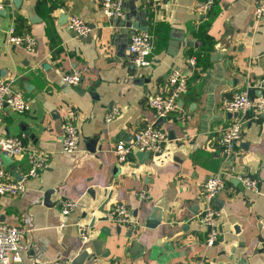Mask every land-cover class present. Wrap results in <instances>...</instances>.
Returning a JSON list of instances; mask_svg holds the SVG:
<instances>
[{"label": "crops", "instance_id": "0c3cea01", "mask_svg": "<svg viewBox=\"0 0 264 264\" xmlns=\"http://www.w3.org/2000/svg\"><path fill=\"white\" fill-rule=\"evenodd\" d=\"M121 1L123 12L113 17L103 13L101 0H20L17 5L12 0L0 10V76L12 78L13 87L31 102L26 112L0 110V131L22 135L25 146L11 157L12 165L3 161L9 176L16 178L15 166L22 178L30 153L46 160L38 175L25 179L23 192L0 196V221L26 228L19 243L24 264L71 261L81 249L93 252L94 247L99 254L83 264H194L197 258L208 264H264V113L249 111L230 156L217 142L231 117L222 106L224 97L242 88L253 97L264 95L259 86L264 21L254 16L255 0H216L206 14L195 10L196 0ZM71 14L86 22L87 34L68 27ZM18 18V30L37 38L34 51L6 41L8 26ZM144 21L154 48L150 64L136 67L128 49L129 25ZM191 56L194 66L187 61ZM73 68L84 69L77 85L62 78ZM174 68L186 72L187 90L160 119L148 98L166 89ZM113 106L119 113L106 121L104 112ZM68 116L80 132L72 152L62 150ZM148 124L167 132L164 149L118 161L115 142ZM220 170L226 183L215 202L219 235L206 244L208 227L196 214L204 208L203 183ZM235 172L255 177L258 187H243ZM143 184L149 196L139 199ZM59 196L77 200L78 206L64 216L55 205ZM117 201L126 202L133 223L102 219ZM151 215L160 221L146 225ZM77 222L91 225L85 242Z\"/></svg>", "mask_w": 264, "mask_h": 264}, {"label": "built area", "instance_id": "2783aa9c", "mask_svg": "<svg viewBox=\"0 0 264 264\" xmlns=\"http://www.w3.org/2000/svg\"><path fill=\"white\" fill-rule=\"evenodd\" d=\"M153 3L161 0H152ZM216 0H196L194 8L198 13L206 14L210 11ZM254 16L259 21H264V0H255ZM12 6V0H0V10ZM102 11L106 16H120L122 14L121 0H101ZM68 27L78 35L87 34L89 27L78 15L71 14L67 19ZM6 41L13 45L22 46L28 51H34L37 47V38L26 30H17L15 20L8 26L5 34ZM154 48V36L147 30H140L130 36L128 49L132 55V62L136 67L147 66L151 62V53ZM261 55L264 57V50ZM191 66L196 61L193 56L187 59ZM83 68H73L63 74V81L67 84L77 85L80 83ZM188 78L180 69H172L167 78L166 89L162 92L153 93L148 98V105L157 117H165L178 105L180 96L187 90ZM264 89V78L259 84ZM8 106L17 112H26L31 109V102L23 94L13 87L12 78L0 76V110ZM222 106L231 115L229 122L222 128L217 142L224 156H230L234 152L236 142L240 139L242 128L247 120L249 111L264 113V95L253 97L248 88H242L224 97ZM119 113V108L113 106L104 112V119L110 121ZM235 113V115H233ZM185 115V116H184ZM184 113L182 118L187 117ZM181 118V119H182ZM167 132L158 125L148 124L136 130L130 139H118L114 144V153L118 161H124L130 154L136 151L148 153H160L167 141ZM80 142V132L75 122L68 116L63 123L62 150L72 152L76 150ZM25 151L22 135L4 134L0 131V154L5 153L10 157H18ZM46 165L44 154L37 151L30 153L29 166L22 178L16 179L8 175L5 163L0 156V196L16 195L26 189L25 179L38 175L39 171ZM230 169H234L230 166ZM223 170L212 173L203 183L202 197L204 208L196 214V219L206 225L208 230L205 243L212 244L216 241L219 230L216 218L220 215V208L213 199L224 189L226 178ZM238 182L247 189H256L258 180L242 172H235ZM149 196L148 186L143 184L137 191L139 199ZM55 205L64 216L70 214L77 206L78 201L67 196H59ZM104 220L115 221L123 224H131L132 218L129 208L124 201H117L104 211ZM75 227L82 241H87L90 235L91 225L89 223L77 222ZM26 228L22 225L9 224L0 221V264H24L20 252L19 243ZM48 264H71L70 260L56 259ZM194 264H208L202 258H197Z\"/></svg>", "mask_w": 264, "mask_h": 264}, {"label": "water", "instance_id": "95a60500", "mask_svg": "<svg viewBox=\"0 0 264 264\" xmlns=\"http://www.w3.org/2000/svg\"><path fill=\"white\" fill-rule=\"evenodd\" d=\"M13 1L17 5L20 0H13ZM2 10L6 11L5 8L2 9ZM129 26H130V30L132 31L131 34H134L135 32H137L138 29L147 30V22L146 21H144L143 25H141V26H138L137 22H132ZM211 56H212L211 57L212 59L215 58L214 57L215 55L213 53H211ZM217 58H220V54L219 53L217 54ZM182 73L185 74L186 72H182ZM229 115H232V114L229 113ZM233 115H235V113H233ZM162 118L163 117H161L160 119H162ZM136 153H140L141 155H147L148 154V152H146V151H136ZM0 156L3 158V160H5L6 163H11L12 162V158L10 156H8L7 154L1 153ZM11 165H12V163H11ZM11 167H12V171H13L15 177L17 179H20L21 176L18 173L16 167L15 166H11ZM89 191L92 192V188H90ZM49 192L50 191H47L45 193V201H47V202H48V199H49ZM213 201L216 202V197L213 199ZM105 202L106 201H104V203ZM159 221H160V217L159 216L156 217L155 215H151L149 217V222H147L146 225H154V224L158 223ZM106 232H108V231H106ZM92 244H95V242H92ZM98 254H99V251L95 247H94L93 252H90L87 248H83L72 258V260L70 262H71V264H83L85 260L95 259Z\"/></svg>", "mask_w": 264, "mask_h": 264}, {"label": "trees", "instance_id": "16d2710c", "mask_svg": "<svg viewBox=\"0 0 264 264\" xmlns=\"http://www.w3.org/2000/svg\"><path fill=\"white\" fill-rule=\"evenodd\" d=\"M21 20H22V18L20 19V18H18V23L16 24V29L18 30V28H17V26H20V23H21Z\"/></svg>", "mask_w": 264, "mask_h": 264}]
</instances>
